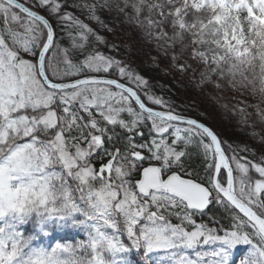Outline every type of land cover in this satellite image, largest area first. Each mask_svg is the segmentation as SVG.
I'll use <instances>...</instances> for the list:
<instances>
[{"label": "snow or ice", "instance_id": "6c2138e0", "mask_svg": "<svg viewBox=\"0 0 264 264\" xmlns=\"http://www.w3.org/2000/svg\"><path fill=\"white\" fill-rule=\"evenodd\" d=\"M149 42L201 93L259 101L229 109L247 130L173 99L133 59ZM258 125L264 0H0V264H264Z\"/></svg>", "mask_w": 264, "mask_h": 264}, {"label": "trees", "instance_id": "16d2710c", "mask_svg": "<svg viewBox=\"0 0 264 264\" xmlns=\"http://www.w3.org/2000/svg\"><path fill=\"white\" fill-rule=\"evenodd\" d=\"M119 28L120 25H117ZM117 44L123 42L129 46V51H133L131 45L135 40L138 39L135 32L131 28H123L115 34L114 37ZM157 56V53L153 50L150 42L145 44L143 48L134 53L133 59L136 63L141 64L142 67L147 69L152 75L156 77V82L161 85L162 88L171 89V95L173 99H177V102L183 100L185 105L189 107V112L193 116H208L209 123L213 124L214 127L224 133L228 137H234L242 135V131H245L244 124L239 122V117L236 116L235 112L229 111V109H236L232 105L218 103L216 100L211 99L206 91L201 93L193 85L187 83L183 84L178 80V75L172 71L166 73L165 70H170L165 64H160L157 68L156 64L151 63V57ZM172 73V74H171ZM162 95L164 93H161ZM226 106V107H225ZM207 110V111H205ZM251 116V115H250ZM252 121L249 120V124ZM257 131H264V126H257ZM64 235L59 233L54 234L57 242H70L75 243L82 238V234L76 231H65ZM239 248V256L244 255L245 258L249 252L247 246H237ZM231 264H236L231 263Z\"/></svg>", "mask_w": 264, "mask_h": 264}, {"label": "rangeland", "instance_id": "374dc122", "mask_svg": "<svg viewBox=\"0 0 264 264\" xmlns=\"http://www.w3.org/2000/svg\"><path fill=\"white\" fill-rule=\"evenodd\" d=\"M165 72L170 73L172 71L171 70H165ZM178 76H179L178 80H180L181 83H183V84L189 83V84L193 85L194 87H196L198 90H200L201 86L198 83L199 77L197 75L188 74V75H184V76H180V75H178ZM206 94L211 99L216 100L218 103L232 105L236 109L243 108L244 111L247 112L249 115L253 114V109H252V107H250V105L259 103V101H257V100L249 99L243 93L235 94L234 96L229 97L228 99H224L223 95L218 96L217 94L211 92L210 90L206 91ZM68 231H72V230H68ZM59 235H64V233H59ZM238 253H239V248L237 247L235 250H233V256H232L231 263L235 262L236 264H239L240 260L242 259V257L244 255L239 256Z\"/></svg>", "mask_w": 264, "mask_h": 264}]
</instances>
